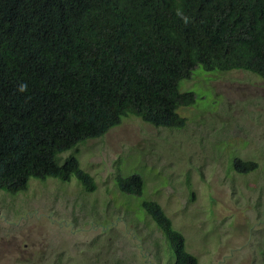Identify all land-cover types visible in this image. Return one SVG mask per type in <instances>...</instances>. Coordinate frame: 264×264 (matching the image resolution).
Here are the masks:
<instances>
[{
  "label": "trees",
  "instance_id": "1",
  "mask_svg": "<svg viewBox=\"0 0 264 264\" xmlns=\"http://www.w3.org/2000/svg\"><path fill=\"white\" fill-rule=\"evenodd\" d=\"M244 71L264 80V0H0V190L31 179L94 178L75 157L133 116L155 128L185 126L178 110L195 96L180 83L192 71ZM240 174L257 170L236 160ZM141 196L144 180L115 181ZM142 208L166 239L175 264H197L162 207Z\"/></svg>",
  "mask_w": 264,
  "mask_h": 264
},
{
  "label": "rangeland",
  "instance_id": "2",
  "mask_svg": "<svg viewBox=\"0 0 264 264\" xmlns=\"http://www.w3.org/2000/svg\"><path fill=\"white\" fill-rule=\"evenodd\" d=\"M180 90L195 96L178 110L184 128L129 116L59 156L79 161L94 192L76 177L0 190V264H175L146 201L162 207L197 264H264V80L198 66ZM236 160L258 168L240 174ZM131 174L144 180L141 196L116 187Z\"/></svg>",
  "mask_w": 264,
  "mask_h": 264
}]
</instances>
